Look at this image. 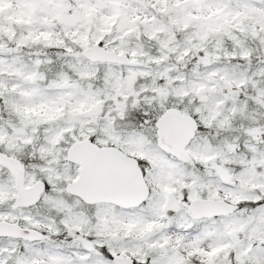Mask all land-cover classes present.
<instances>
[{
	"label": "snow or ice",
	"instance_id": "1",
	"mask_svg": "<svg viewBox=\"0 0 264 264\" xmlns=\"http://www.w3.org/2000/svg\"><path fill=\"white\" fill-rule=\"evenodd\" d=\"M0 264H264V0H0Z\"/></svg>",
	"mask_w": 264,
	"mask_h": 264
}]
</instances>
